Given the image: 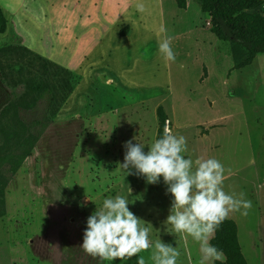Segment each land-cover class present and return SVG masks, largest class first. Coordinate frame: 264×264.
<instances>
[{"label": "rangeland", "instance_id": "obj_1", "mask_svg": "<svg viewBox=\"0 0 264 264\" xmlns=\"http://www.w3.org/2000/svg\"><path fill=\"white\" fill-rule=\"evenodd\" d=\"M252 11L264 12V2ZM152 15L153 26L133 47L149 57V85L139 79V60L127 57L117 70L137 72L136 90L100 89L87 102L90 88L82 86L53 116L64 74L21 47L0 51V264H227L218 250L228 247L224 232L212 229L196 200L231 222L244 264H264V109L252 108L264 102V80L252 94L264 53L242 71L241 45L209 31L194 45L188 35L181 44L190 53L181 66L186 75L175 87L197 86L188 66L199 49L228 116L224 124H178L171 96L156 93L164 58ZM4 32L0 46L19 45ZM141 97L148 100L136 102ZM222 154L229 155L225 163ZM214 235L218 249L210 246Z\"/></svg>", "mask_w": 264, "mask_h": 264}, {"label": "crops", "instance_id": "obj_2", "mask_svg": "<svg viewBox=\"0 0 264 264\" xmlns=\"http://www.w3.org/2000/svg\"><path fill=\"white\" fill-rule=\"evenodd\" d=\"M0 9L7 19L6 28H9L19 45L77 73L78 81L64 106L69 97L82 86L90 88L91 91L87 90L84 96L87 102H92L88 95L99 93L100 89L109 95L119 92V87L136 90L139 87L136 84L139 75V79L145 83L144 87L149 85V57L146 55L145 58L138 50L134 52L133 47L142 42L143 32L146 31L147 35L149 27L153 26L149 20L153 14L164 58L163 90L156 93L167 91V95L171 96L172 120L181 125L203 121L224 124L223 120L228 116L226 110L218 107L214 94L219 93L208 82L211 74L208 70L209 61L203 58L199 49L192 53L188 66L196 71L197 86H186L181 91L175 87L178 79L186 75L184 66H181L190 54L187 55V48L183 49L181 44L189 35L193 37L190 39L194 45H199L202 43V34L207 36L208 31L212 34L208 27V16L200 10V0H182L181 5L176 0H0ZM201 19L203 25L200 28L198 21ZM259 54L262 53L255 54L242 71L250 69ZM127 57L130 62L139 60L141 68L144 67L137 77V72L133 73L132 68L127 70L128 65L117 70L119 65H125L124 58ZM72 60L73 66H70L68 63ZM100 62L98 68L95 63ZM155 73L157 75L150 76L153 88L157 87L155 84L159 85V75ZM125 77L128 78L125 80ZM254 80L252 94L257 93L262 85L263 70L254 75ZM146 100L148 98H136V102ZM104 106L107 108L110 104L106 102ZM261 107L264 109V102L252 103L254 109L261 110ZM228 156L222 154L224 163ZM159 157H162L160 153L157 154L158 160ZM238 219L234 218V221Z\"/></svg>", "mask_w": 264, "mask_h": 264}, {"label": "trees", "instance_id": "obj_3", "mask_svg": "<svg viewBox=\"0 0 264 264\" xmlns=\"http://www.w3.org/2000/svg\"><path fill=\"white\" fill-rule=\"evenodd\" d=\"M176 2L180 5L182 4V0H176ZM262 2H264V0H200V10L208 16L207 22L211 33L218 40L238 43L245 49L247 55L245 59L238 64L239 67L249 64L255 54L264 53V12L259 13L257 11H252ZM6 27L7 19L0 9V34L6 30ZM7 47L12 49H19L21 47L25 51L32 53V51L18 44L0 46V51ZM32 54L44 64L59 70L65 76L63 79L66 83H63V89L58 96V100L52 105L51 116H53L58 107L64 103L72 91L78 81V76L73 71L34 52ZM46 122L39 123V129L29 136L27 141L29 145L35 141ZM36 123L37 122H34V124ZM196 202L198 206L205 208L204 214L207 215L212 229L216 231L218 227H220L225 235V244L228 247L223 246L220 249L216 248V245H214V235L210 240L211 248L220 250L224 254L227 264H234L235 259L238 264H244L242 258L238 254L236 244L233 241V228L231 222L218 214L213 207L205 201L196 200ZM190 210L197 212V210L191 206Z\"/></svg>", "mask_w": 264, "mask_h": 264}, {"label": "built area", "instance_id": "obj_4", "mask_svg": "<svg viewBox=\"0 0 264 264\" xmlns=\"http://www.w3.org/2000/svg\"><path fill=\"white\" fill-rule=\"evenodd\" d=\"M167 122V121H166ZM166 131H169L168 129H166Z\"/></svg>", "mask_w": 264, "mask_h": 264}]
</instances>
